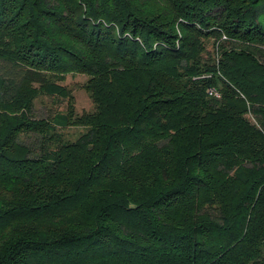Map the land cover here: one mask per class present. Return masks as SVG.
Returning <instances> with one entry per match:
<instances>
[{
  "label": "trees",
  "instance_id": "obj_1",
  "mask_svg": "<svg viewBox=\"0 0 264 264\" xmlns=\"http://www.w3.org/2000/svg\"><path fill=\"white\" fill-rule=\"evenodd\" d=\"M0 264H264V0H0Z\"/></svg>",
  "mask_w": 264,
  "mask_h": 264
},
{
  "label": "rangeland",
  "instance_id": "obj_2",
  "mask_svg": "<svg viewBox=\"0 0 264 264\" xmlns=\"http://www.w3.org/2000/svg\"><path fill=\"white\" fill-rule=\"evenodd\" d=\"M209 48H213L212 44L209 45ZM87 79L88 78L83 75H68L66 77V80L61 83L63 86L68 87L70 90H72L75 99L74 105L76 108V112L79 115L83 114L84 112H90L93 110L92 99L83 88ZM67 107V101H63L62 103L57 104L52 99L40 98L36 102V116L39 119L45 118L51 110H56L60 113H66ZM64 132L68 135L69 139L75 140L81 132V129L77 127H72L70 129H66Z\"/></svg>",
  "mask_w": 264,
  "mask_h": 264
}]
</instances>
